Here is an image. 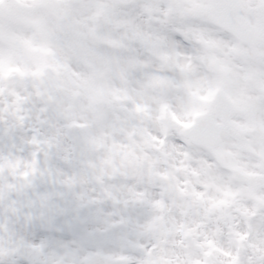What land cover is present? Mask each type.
<instances>
[{"label": "snow or ice", "instance_id": "obj_1", "mask_svg": "<svg viewBox=\"0 0 264 264\" xmlns=\"http://www.w3.org/2000/svg\"><path fill=\"white\" fill-rule=\"evenodd\" d=\"M0 264H264V0H0Z\"/></svg>", "mask_w": 264, "mask_h": 264}]
</instances>
